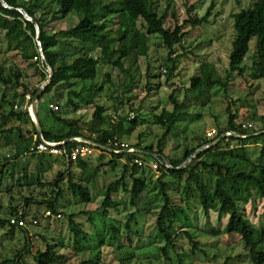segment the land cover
<instances>
[{"label":"trees","instance_id":"16d2710c","mask_svg":"<svg viewBox=\"0 0 264 264\" xmlns=\"http://www.w3.org/2000/svg\"><path fill=\"white\" fill-rule=\"evenodd\" d=\"M162 0H0V34L10 52L19 55L29 66L39 71L40 82H48L45 89L38 97V105L44 103L46 96L63 87L72 88L74 85L84 84L80 93L73 90L70 96L78 98L87 91L88 103L94 104V98L104 91L103 86L97 87V80L102 66H111L119 70L125 78L130 79L126 86L131 89L134 85L133 65L149 53V40L153 36L162 39V45L168 50V60L165 63L166 75L172 78L180 57H173L177 46H182L187 34L183 26H176L173 32L166 29L167 10L173 9L174 0H166V11H160ZM239 1V0H237ZM215 8L213 2L203 17H190L187 24L200 27L211 23L212 12ZM21 11H23V14ZM27 15V17H26ZM70 15H77L79 21L69 29L53 32L50 29L53 22L64 19ZM124 18V19H123ZM121 19L132 23L136 30V43L134 51H129L126 44V35L121 36L123 25ZM235 38L232 41V50L229 55V68L224 76L211 79V74L205 77L191 79V96L201 106H205L214 88L228 90L233 74L245 76L244 67L248 55L251 53V42L256 40L253 68L254 76L264 82V0H256L254 5L243 9L233 15ZM116 21V24L112 22ZM68 51H62L64 49ZM2 53L0 49V54ZM131 62L129 67L126 63ZM41 68V69H40ZM51 71V72H50ZM17 77L22 72H16ZM150 75V73H149ZM151 76V75H150ZM111 81L110 76L106 75ZM155 78V75L152 76ZM3 82H6L5 80ZM24 96L27 94L36 97L38 89L30 91V87L23 83ZM58 95H54L48 102H55ZM170 100L173 110L162 109L159 114L153 115L154 125L164 132L159 140L157 150L149 144H143L141 134L136 145H130L138 152L131 154L119 149L108 147L110 140L121 138L124 134L122 122L113 124L111 117L106 115V109L96 105L93 115L95 127L91 135L87 136L80 125L79 120L66 121L59 118L54 111L49 110L51 116L59 124L66 126V131L53 133L47 130L45 119L37 108V117L42 136L47 141L64 142L74 138H82L91 141L102 151L99 161L104 155L112 157L108 163L92 166L89 159L78 158L76 161L65 156H51L38 154L32 150L35 139L32 136L25 137L21 134L22 141L18 143L17 153L12 163L13 169L17 166L16 160L25 156L36 160L37 177L34 184L42 190L48 189L49 198L38 200L36 197H24L23 211L12 209L10 213L0 215V230L8 229V236L14 237L16 231L20 233L23 247L14 251L11 257H6L1 264H29L27 258H31L36 264H59L65 260L62 253L68 247L62 239L53 238L48 241L41 233L39 237L45 244V249H38L32 241L29 228L40 227L39 217L31 216L30 207L37 205L47 208V219L62 217L68 219L70 232L73 236V248L77 254H90L88 261L80 264H104V247L114 248L115 254L126 252L129 257H122L118 264H132L137 258L134 252L141 249L155 247L162 258H157L163 264H175L171 262L170 253L173 251L178 257L187 256L183 249H179L182 241L190 245V253L196 256L198 253L208 255L200 236L221 237L235 236L241 240L245 254H238L236 258L247 257L251 264H264V226L254 225L246 216V206L252 202L262 203L264 215V116L257 112L245 114L239 117L228 109L229 120L227 126L217 130V136L213 139L206 138L200 144L192 148H186L182 157L173 158L164 153L163 142L174 130L178 122L186 116L187 107L176 98V92L172 93ZM24 103V105H25ZM28 103V102H27ZM12 105V104H11ZM20 111L12 108L6 113L0 106V135L7 137L14 129H5L8 121L19 122L23 125L31 124L34 136L38 135L34 122L27 110ZM135 110V109H134ZM135 112V111H134ZM139 113V109H136ZM47 116V117H48ZM128 119V118H126ZM248 120L247 122H244ZM133 129L141 125L138 117L128 122ZM251 125L249 129L247 125ZM261 125V126H259ZM22 132V129H19ZM234 133L230 137H222L225 133ZM126 134H131L126 130ZM95 136V137H92ZM79 143L69 141L65 144L70 152L79 146ZM209 148H205L209 146ZM262 145L259 156L253 159L249 155V146ZM200 150V151H199ZM199 151V152H198ZM198 152V153H197ZM143 162L142 166L135 165L134 160ZM153 159V162L150 160ZM124 160L123 163L120 161ZM51 162L61 167L54 180L45 181V166L51 168ZM156 166V169L153 166ZM169 165L170 167H167ZM105 166L113 170L121 168V175L111 183L103 192V201L99 210L90 211L94 198L90 191ZM76 168L78 169L77 172ZM152 171L161 173L155 178ZM30 169H23V173L17 178L15 172L9 175L13 188L31 191L34 185L29 177ZM157 192L159 205L154 212V231L145 237L142 233L141 223L138 217V203L144 194L151 195ZM122 202L116 199L120 198ZM71 195L75 200L74 205H83L82 211L66 213L60 210V202L66 196ZM120 208L126 212L127 218L120 219ZM115 210L117 216L112 217L110 210ZM133 209V211H129ZM152 207L148 212H150ZM152 209V211H155ZM212 212L217 215L219 226L210 227L201 225V216L210 219ZM46 213V214H47ZM103 219L104 229L99 233H89L83 223L78 222L79 217H86L89 224L95 229L98 227L93 221L94 215ZM13 218L23 219L27 228H17L11 225ZM224 219H228L223 226ZM38 221L36 225L33 221ZM94 229V230H95ZM154 234V235H153ZM137 244L133 246V239ZM15 238V237H14ZM128 243H123L122 239ZM161 245H156V244ZM130 248L133 253H128ZM181 251V253L179 252ZM233 257H228L225 264H229ZM153 264V261L151 262ZM106 264V263H105ZM182 264V263H181Z\"/></svg>","mask_w":264,"mask_h":264},{"label":"rangeland","instance_id":"374dc122","mask_svg":"<svg viewBox=\"0 0 264 264\" xmlns=\"http://www.w3.org/2000/svg\"><path fill=\"white\" fill-rule=\"evenodd\" d=\"M215 3V8L212 12L211 23L200 27H193L187 24L190 17H203L207 13L212 3ZM256 0H174V11L176 18L173 16L172 7L167 10V17L165 27L170 32H173L176 26H183L184 32L187 34L182 46H177L173 57H180L177 63L176 71L172 78L166 75V67L164 66L168 60V50L162 45V39L158 36H153L149 40V53L147 57L140 58L137 63L133 65L134 85L129 88L126 86L130 83L129 78L117 69L111 66H102L99 76L95 81L97 87L103 86L104 91L94 98V104L88 103V88L91 84L85 85L87 91L83 92L81 97L75 95L70 96V93L75 90L80 93L84 84L74 85L72 88L63 87L61 90L52 92L46 96L44 103L38 105L37 96L32 97L29 94L26 96V101L22 102L24 90L22 84L25 83L30 87V91L38 89V94H41L47 82H40L39 71L29 66L22 58L14 52L7 49V45L0 34V106L6 113H9L12 105L15 111L21 110L29 111L31 109V119L35 121V114L37 108L40 110L41 116L45 119L47 130L53 133L66 131L64 124H59L51 116H48L49 110L62 120L71 121L79 120L80 125L87 136L91 135V130L95 127L93 122V115L95 113L96 105L102 106L106 109V115L111 117L113 124L124 125V134L121 138L123 143L128 145H136L139 141V136L142 134L144 138L143 144H151L155 150L159 140L163 136V130L154 125L153 115L159 114L162 109L169 111L173 110V104L170 100L172 93L176 92V98L179 102L185 103L187 107V115L180 119L176 130L166 138L163 142L164 153L173 158L182 157L186 148H192L200 144L203 140L208 138L209 132H217L220 128L224 129L229 120L228 109L231 112L243 119L245 114L257 112L258 115L264 116V82L257 79L254 74V56L256 40H252L251 53L248 55L244 67L246 68L245 76L240 77L238 74H233L228 90H220L214 88L210 94L207 104L203 107L191 96L190 84L191 79L196 76L205 77L207 73L211 74V79H217L226 74L229 68V55L232 50V41L235 38L234 19L233 15L243 9H248L254 5ZM167 2L162 0L160 2V11H166ZM23 12V11H21ZM24 14V13H23ZM25 15V14H24ZM124 19V18H123ZM121 19L123 30L121 36L126 35V44L129 46V51L133 52L136 43V30L132 27V23ZM79 17L77 15H70L59 21L53 22L49 30L58 32L69 29L77 24ZM117 20L112 23L116 24ZM62 51H68L64 49ZM131 62L126 63L129 67ZM41 69V68H40ZM17 71L22 72V76L17 77ZM51 72V71H50ZM150 73V75H149ZM106 75L110 76L109 81ZM155 75V78L152 76ZM206 78V77H205ZM6 82H3V81ZM54 95H58L55 102H48ZM12 104V105H11ZM35 108V110H34ZM135 109V110H134ZM139 109V113L136 112ZM135 111V112H134ZM30 114V113H29ZM48 116V117H47ZM139 119L141 125L133 129L128 122ZM128 118V119H126ZM248 120L245 119L244 122ZM243 122V120H242ZM35 124V122H34ZM261 126V125H259ZM38 132V128L35 124ZM5 129H14L13 133L7 137L0 135V215L10 213L12 209L17 208L19 211L24 210V197L34 196L38 200L49 198L50 192L48 189L42 190L37 188L34 184L37 177L36 160L30 159V156L18 158L16 160L17 166L13 169L15 162V155L17 153L18 143L22 141L21 134L25 137L33 135L34 127L31 124L23 125L19 122L8 121L4 124ZM22 129V132L19 131ZM126 130H130L131 134H126ZM95 137V136H92ZM262 145L249 146V155L253 159L259 156ZM200 151V150H199ZM198 151V152H199ZM197 152V153H198ZM102 151L90 148V152L86 153L84 159H89L92 166H98L101 163H108L112 159L109 155H104L102 162L99 161ZM153 162V159H150ZM121 163L124 160L120 161ZM51 168L45 166L46 174L45 181L54 180L57 177L59 170L62 168L56 163L51 162ZM30 169L29 177L34 185L31 191L25 189L13 188L12 180L9 175L14 173L18 178L23 169ZM77 172L78 169L76 168ZM122 169L117 168L113 170L109 166H105L95 184L91 186L90 191L94 198V204H91L90 211H98L103 201L104 190L121 175ZM149 171H147L148 173ZM153 176L157 178L161 175L159 172L152 171ZM148 173L147 175H151ZM157 192L147 195L144 194L142 200L138 203V210L141 214L138 221L141 223L142 233L145 237L149 236L154 231V212L156 213L159 205V198L156 197ZM122 193L120 198L116 200L122 202ZM75 200L71 195H68L61 200L60 210L68 213H77L82 211L83 205H74ZM262 203L259 201L252 202L246 206V216L254 225L264 226V215ZM155 211L148 212L150 208ZM85 210V209H84ZM120 219H126V212L120 208ZM46 207L32 205L30 207L31 216L36 214L39 217L40 227L29 228L32 235L36 252L38 249H45L44 242L35 237V234L41 233L48 241L53 238L62 239L63 244L67 246L62 253L65 255V260L59 264H80L83 261H88L90 254H77L73 248V236L70 232L68 219L66 216L53 217L47 219ZM100 211V210H99ZM133 211V209H129ZM112 217L117 216L115 210H110ZM47 213V214H46ZM94 222L98 226L96 229L87 221L86 217H79L78 222L83 223L89 233H99V230L104 229L103 219L96 214L93 216ZM228 219H224L223 226ZM201 225H209L210 227L219 226L217 215L212 212L210 219L207 220L201 216ZM95 229V230H94ZM8 229L0 230V264L6 257H11L14 251L23 247V240L17 230L14 237L8 236ZM154 235V234H153ZM133 246L137 244V239L132 237ZM123 243L128 242L123 238ZM199 240L203 243L208 255L198 253L196 256L191 255L190 245L187 241H182L179 244V249H183L187 256H182L178 259L177 255L171 251V262L175 264H225L228 257H233L229 264H251L249 259L245 256L241 259L236 258L238 254H245L241 240L235 236H219L208 237L200 236ZM161 245V244H156ZM157 248L151 247L141 251L134 252L137 258L132 264H163L157 258H162L161 253H157ZM103 262L104 264H118L122 257H129L126 252L115 254L114 248L104 247ZM128 253H133L130 248H127ZM181 253V251L179 250ZM35 256L32 257L34 259ZM31 258H27L26 262L29 264H36Z\"/></svg>","mask_w":264,"mask_h":264},{"label":"built area","instance_id":"2783aa9c","mask_svg":"<svg viewBox=\"0 0 264 264\" xmlns=\"http://www.w3.org/2000/svg\"><path fill=\"white\" fill-rule=\"evenodd\" d=\"M31 109H29L28 113H30L31 115ZM32 116V115H31ZM249 127V129H252L251 125H247ZM217 132L215 133V131L209 132L208 133V138L209 139H213L217 136ZM236 135L234 133L228 132L225 133L222 137H230ZM237 136V135H236ZM69 141H74L76 143H79L80 145L77 146L76 148L72 149L70 152H68V149H66L65 144ZM69 141H64V142H52V141H47L46 139H44V137L40 134L36 137L35 139V145L32 148V150L38 154H47V155H51V156H65L68 159H72V161H76L78 158H84L86 157L85 154L90 152V148H95L100 150L98 147L100 145H97L91 141L82 139V138H74L71 139ZM108 147H114L119 149L120 147L122 149L115 151L116 153H120L122 151L125 152H129L131 154L137 153L138 151L134 148H132L130 145L123 143L122 141L118 140L117 138L114 140H110L108 142ZM209 146L205 147V148H209ZM133 163L135 165L138 166H142L143 162H141L140 160L136 159L133 161ZM167 167H170L169 165H167ZM154 169H156V166H153ZM48 215H50V213H48ZM11 225H15L17 228H27V224L23 219H18V218H13L10 221ZM38 223V221H33V224L36 225Z\"/></svg>","mask_w":264,"mask_h":264},{"label":"water","instance_id":"95a60500","mask_svg":"<svg viewBox=\"0 0 264 264\" xmlns=\"http://www.w3.org/2000/svg\"><path fill=\"white\" fill-rule=\"evenodd\" d=\"M22 13H23V12H22ZM26 17H27V15H26ZM48 83H49V81L46 83L45 87L47 86ZM45 87H44V89H45ZM44 89H43V90H44ZM39 95H40V94H37V97H36L37 100H38ZM34 110H35V108H34ZM34 122H35V124H36V126H37V128H38V133H39V134H42V132H41V128H40V124H39V121H38L37 114H35V121H34Z\"/></svg>","mask_w":264,"mask_h":264}]
</instances>
